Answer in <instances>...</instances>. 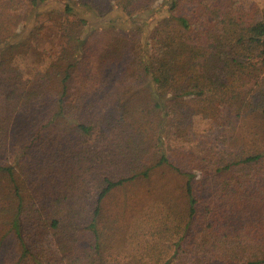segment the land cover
<instances>
[{
	"label": "trees",
	"instance_id": "1",
	"mask_svg": "<svg viewBox=\"0 0 264 264\" xmlns=\"http://www.w3.org/2000/svg\"><path fill=\"white\" fill-rule=\"evenodd\" d=\"M50 2L67 43L30 77L14 58L38 29L0 23L1 264H264V150L172 142L196 105H227L230 135L264 110V8L27 0L24 25Z\"/></svg>",
	"mask_w": 264,
	"mask_h": 264
},
{
	"label": "rangeland",
	"instance_id": "2",
	"mask_svg": "<svg viewBox=\"0 0 264 264\" xmlns=\"http://www.w3.org/2000/svg\"><path fill=\"white\" fill-rule=\"evenodd\" d=\"M162 0H153L154 5L161 3ZM238 3L248 10L259 12L264 8V0H237ZM27 0H0V23L4 24L5 31L11 35L24 33L33 28L38 29L36 37L29 42L14 61L20 67L25 76H32L37 70L42 68L48 55H56L67 43V25L55 12L50 14V9L55 3L50 2L45 8L39 10L33 21L24 25ZM47 9V10H46ZM155 20V19H154ZM34 22V23H33ZM121 59L104 60L105 69L113 74L119 75L121 72ZM264 77V69L263 74ZM192 121V132L185 139L173 140V144L185 149L195 151L201 150L204 146L212 143L224 144L223 137L230 138L228 143L240 145L245 149L264 150V110L260 106L248 108L242 119L239 121L238 128L234 135L225 132V121L228 113V106L224 103H214L205 113L202 106L196 105ZM5 227L0 224V264L6 257H14L17 254V247L13 237L5 236Z\"/></svg>",
	"mask_w": 264,
	"mask_h": 264
}]
</instances>
